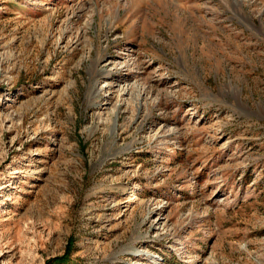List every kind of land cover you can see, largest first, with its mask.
I'll list each match as a JSON object with an SVG mask.
<instances>
[{
	"label": "rangeland",
	"instance_id": "1",
	"mask_svg": "<svg viewBox=\"0 0 264 264\" xmlns=\"http://www.w3.org/2000/svg\"><path fill=\"white\" fill-rule=\"evenodd\" d=\"M0 264H264V0H0Z\"/></svg>",
	"mask_w": 264,
	"mask_h": 264
},
{
	"label": "bare ground",
	"instance_id": "2",
	"mask_svg": "<svg viewBox=\"0 0 264 264\" xmlns=\"http://www.w3.org/2000/svg\"><path fill=\"white\" fill-rule=\"evenodd\" d=\"M101 71H102V70H101ZM101 71H100V72H97V73H98V74H103V71H104V70H103L102 72H101ZM105 73L108 74L109 72H105ZM105 73H104V74H105Z\"/></svg>",
	"mask_w": 264,
	"mask_h": 264
},
{
	"label": "trees",
	"instance_id": "3",
	"mask_svg": "<svg viewBox=\"0 0 264 264\" xmlns=\"http://www.w3.org/2000/svg\"><path fill=\"white\" fill-rule=\"evenodd\" d=\"M65 257V256H64Z\"/></svg>",
	"mask_w": 264,
	"mask_h": 264
}]
</instances>
